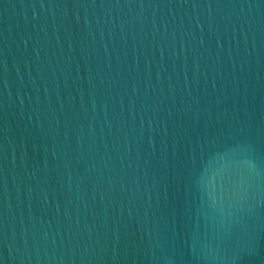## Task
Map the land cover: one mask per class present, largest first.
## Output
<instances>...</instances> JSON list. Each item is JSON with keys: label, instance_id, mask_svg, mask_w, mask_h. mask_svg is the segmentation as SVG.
<instances>
[{"label": "water", "instance_id": "1", "mask_svg": "<svg viewBox=\"0 0 264 264\" xmlns=\"http://www.w3.org/2000/svg\"><path fill=\"white\" fill-rule=\"evenodd\" d=\"M0 264H264V0H0Z\"/></svg>", "mask_w": 264, "mask_h": 264}]
</instances>
